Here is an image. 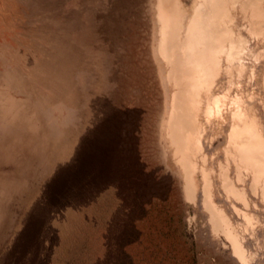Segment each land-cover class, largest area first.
<instances>
[{"label":"rangeland","instance_id":"374dc122","mask_svg":"<svg viewBox=\"0 0 264 264\" xmlns=\"http://www.w3.org/2000/svg\"><path fill=\"white\" fill-rule=\"evenodd\" d=\"M158 1L0 0V264H241L171 157ZM133 139L136 176L114 169L103 234V150Z\"/></svg>","mask_w":264,"mask_h":264},{"label":"bare ground","instance_id":"6f19581e","mask_svg":"<svg viewBox=\"0 0 264 264\" xmlns=\"http://www.w3.org/2000/svg\"><path fill=\"white\" fill-rule=\"evenodd\" d=\"M156 22L172 160L188 199L201 193L213 231L253 264L247 238L257 244L264 230V0H159ZM222 135V149L207 151Z\"/></svg>","mask_w":264,"mask_h":264},{"label":"crops","instance_id":"0c3cea01","mask_svg":"<svg viewBox=\"0 0 264 264\" xmlns=\"http://www.w3.org/2000/svg\"><path fill=\"white\" fill-rule=\"evenodd\" d=\"M128 158V159H127ZM101 160L103 162V165L105 163L106 169L102 170L104 177L101 179V186L99 187V208L97 210H102L97 215H93V219L95 217V220L97 222L96 225H101L102 229L101 231L104 233H108L111 231V229L116 226H118L116 221H115V212H117L114 209V190L112 191L109 187L108 184L110 183V180L112 179V182H115L116 180L114 178V169H120V178L122 176L125 177V180L127 178L132 177V171H133V176H136V169L138 165V147L135 145L134 139H133V144L131 143L129 146V152L127 154L126 150L123 149L122 146L120 145H114L111 148H105L103 150V155L101 157ZM129 162H128V161ZM128 163V164H126ZM128 167V168H127ZM122 170V171H121ZM126 170H129L128 172ZM112 175V176H111ZM112 177V178H111ZM122 179V178H121ZM131 180V179H130ZM117 182V181H116ZM112 185V184H111ZM215 195V201L216 202H221L223 201V198L221 197V191H218L215 189L214 191ZM92 197V195H91ZM126 215H122L124 218ZM123 223V221H118V224L120 225ZM115 224V225H114ZM95 225V223H94Z\"/></svg>","mask_w":264,"mask_h":264}]
</instances>
